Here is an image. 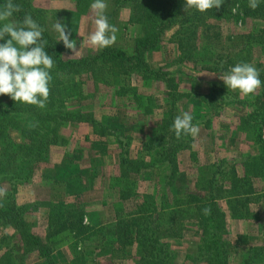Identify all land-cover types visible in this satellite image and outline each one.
<instances>
[{
  "label": "rangeland",
  "instance_id": "1",
  "mask_svg": "<svg viewBox=\"0 0 264 264\" xmlns=\"http://www.w3.org/2000/svg\"><path fill=\"white\" fill-rule=\"evenodd\" d=\"M24 1L37 12L41 23L44 20L45 28L56 41L59 34L53 30V24L59 20L67 26L71 32V39L76 41L77 52L65 48L63 42L59 41L63 44L66 57L79 59L92 56L99 51L88 44V35L95 30L92 23L94 13L90 8L84 15L76 12L73 0ZM23 3L18 0L19 5ZM106 3L108 15L113 7L112 3L108 1ZM236 6L234 5L232 9ZM237 10L235 12L231 10V13L235 14ZM128 16L129 10L123 9L110 24L118 29L112 47L130 55L133 39L138 35L139 28L131 25L124 30L120 28ZM240 18L233 22L217 23L215 26L221 33L220 36L207 41L203 37L200 44L204 53H199L192 61L178 60V49L175 45L169 44L174 29L167 32L157 50L146 54V61L152 69L162 68L170 73L173 86L180 96L175 105L176 113H190L193 116V124L199 129L198 135H181L179 141L183 148L173 149V146L166 145L168 148L162 150L156 146V140L153 148L147 151L144 148V145L151 142L154 135L156 136L160 121L169 110L171 99L166 96L165 83L158 81L147 83L137 75L128 76L127 86L136 88L140 95L161 98L159 109H155L152 114H144L137 110L126 96L116 93L121 86L118 82L104 87L102 85L95 87L89 82L84 87L88 98L82 101L67 98L64 101L65 107H52V110L42 112V109L34 106L32 112H38V115L24 113L20 133L27 129L25 121L27 116L37 125L52 129L56 128L55 124L44 120L37 121V116L42 118L50 115L61 116L64 112L78 108L108 129L106 138L94 135L90 123L57 122L58 134L62 138H58L57 144L41 147L43 152L41 158H29L28 164H24L19 173L2 159L0 149V189L5 193L0 195V201L4 202L8 196H12L18 205L25 206L28 213L26 216L23 215L24 219L37 221L33 230L41 234V237H45L46 231L42 216L45 208L40 207V211L30 213L31 204L51 202L62 203L65 207L81 208L85 212L83 224L89 233H92L90 238L77 243L76 252L82 255L84 264H135L141 257V251L134 240V235L139 234V225L128 226L136 217L134 213L142 208L140 205H143L144 199L147 198L148 205L144 206L146 212L144 217L152 227H155L159 235L156 248H161L169 264H210L208 261L210 255L206 252L208 244L203 242L198 224L181 222L177 216L171 214V211L177 208V200H183L187 196L196 198L191 206L199 208L200 211V207L208 205L207 200L216 195V205L221 215L225 216L223 227L219 228L217 234L221 240L228 241L231 247L226 255L227 264H241L250 248L264 240V200L259 204L251 203L249 220H234L231 217L230 205L221 198L225 194L221 189L229 188L228 182H225L226 175L219 176L220 182L223 183L221 186L203 192L199 189V182L210 180L211 173L207 168L214 162L222 161V170L227 171L229 167H233L237 175L242 177L243 161L259 155L258 146L253 143L252 137L243 135L238 129L240 118L244 117L242 115L251 111L250 102L238 91L228 89L220 79L237 63H249L254 67L258 64L264 66V51L260 47H255L249 54H245L242 45L239 44L241 35L264 30V20ZM220 52H234L237 57L232 60L230 66L222 65L226 71L215 73L209 69L212 68V63L206 59L203 61L202 57L208 58L210 54ZM62 78L64 80V77ZM260 91L258 88L255 93ZM208 94L212 95V98L204 100L203 96ZM56 98L57 101L50 100L47 104L53 102L60 104L61 101ZM20 104L26 106V103ZM257 121L264 124L261 117ZM11 137L16 142L20 138L19 133L14 132L11 133ZM118 142L125 144L124 151H121ZM125 151L132 159L146 156L144 159L148 160L149 165L138 177L135 175L131 177L137 181L135 196L122 204L121 227L129 228L130 232H133V238H128L130 242L126 241V249L122 253L115 244L117 222L115 207L121 202L117 190L114 191L110 186V181L123 170L121 158L125 156ZM169 152L175 153L174 160L170 163L165 157ZM178 210L181 212L187 209L181 205ZM258 218L260 221L256 220ZM15 233L11 225L0 224V257L12 245L9 237ZM131 235L128 234V237ZM237 237H241L238 243ZM16 253L18 255L12 258L14 264H46L34 250L23 252L19 249ZM74 253L64 245L52 252V259L56 264H67Z\"/></svg>",
  "mask_w": 264,
  "mask_h": 264
},
{
  "label": "trees",
  "instance_id": "2",
  "mask_svg": "<svg viewBox=\"0 0 264 264\" xmlns=\"http://www.w3.org/2000/svg\"><path fill=\"white\" fill-rule=\"evenodd\" d=\"M24 3L21 6V11L16 12L11 17L12 21L20 22L23 20L25 14H31L32 18L45 29L43 32V40L46 41L45 51L52 56L54 60V68L51 70L52 81L50 82L49 100L57 101L47 104L42 109V112L52 110V107H65L64 101L74 99L82 101L88 98L85 90V85L89 82L93 83L95 87L102 85L110 86L113 83H119L116 93L120 96H126L135 108L142 111L144 114H152L155 109H159L158 104L161 98L153 95H140L136 88L127 86L128 76L137 75L147 83L150 81L163 82L166 86V96L171 99L169 110L161 119L156 136H153L151 142L144 145L145 151L153 148V143L156 140V146L165 150L168 146H173V149L183 148V144L177 139L172 125L177 115L175 105L179 99V93L173 86V80L167 70L158 68L152 69L147 61L146 54L149 51L157 50L159 44L163 41L167 32L173 30L169 38V44L176 46L179 52L178 60L181 62L192 61L199 53H204L200 44L204 37L205 41L214 40L220 36L217 31V23L223 21H237L240 19L264 20V0H259V6L253 10L248 6L249 0H224V3L219 9L213 8L206 12H199L195 9H188L185 11V0H106L110 2L113 8L109 12V23L117 13L123 9L129 10V16L126 22L121 23L120 28L126 29L127 26H138V35L133 39L132 52L127 55L125 52L115 48L106 47L99 49L92 56L82 57L79 59L66 57L63 44L56 41L48 29L46 24L39 20L37 12L31 9L29 3L21 0ZM75 10L78 14L86 15L93 0H73ZM18 4V0H13ZM6 0H0V6H3ZM239 5L235 14L231 13L232 7ZM44 24V25H43ZM9 37L0 40V44L5 43ZM240 43L245 54H249L253 48L260 47L264 51V30H256L245 35L240 36ZM237 55L234 52L228 53H212L208 58L202 57L212 63L210 71L221 73L226 68L222 65L230 66L232 60ZM256 68L260 71V79L262 85L261 91L254 95L244 96L245 100L250 102L251 111L244 114L240 118L238 129L245 136L252 137V141L258 146L259 155L246 158L243 163L244 174L239 177L233 167L224 171L223 162H214L207 170L210 175V180L199 182V189L213 190L221 186L219 176H227L225 182H228V190H223L225 194L221 196L230 205L232 219L245 221L250 217V205L253 202L259 204L264 200V135L263 127L257 121L259 117L264 121V66L258 64ZM67 76V77H66ZM64 77V80L63 78ZM175 90V93L173 91ZM212 95L203 96L204 100L211 99ZM250 98V99H248ZM59 105V106H58ZM34 106L13 101L8 95H0V149L1 155L10 167H14L17 172L24 168V164H28L29 158H41L43 152L41 147L47 145L57 144L59 137L57 122H86L93 127V133L99 138H106L108 129L101 123L89 118V114L76 108L73 111L64 112L61 116H48L42 118L37 116V121L44 120L48 123L56 125L52 129L45 128L42 125H37L35 121L28 116L25 117L27 122V129L24 133H20L22 129V120L24 113L38 115V112H32ZM91 114V113H90ZM92 115V114H91ZM264 123V122H263ZM19 133V141L16 142L11 137V133ZM158 135V137H157ZM62 138V137H61ZM167 138V140H166ZM60 139V138H59ZM166 140V141H165ZM121 151H124L125 144L118 142ZM161 143V144H160ZM124 152H122L123 155ZM21 155V157H18ZM167 162H173L175 153H167L165 155ZM142 158H131L129 153L125 151V156L121 158V166L123 170L119 176L112 178L110 186L117 190L120 204L115 207L116 222V243L119 250L124 253L126 249V241L128 238H133V232L129 228L121 227L120 212L122 211V204L131 199L134 195L137 181L132 180L135 175L148 168V160ZM232 168V169H231ZM132 170V171H131ZM207 170H204L205 172ZM130 172H132L130 174ZM19 173V172H18ZM198 176V175H197ZM200 180V179H199ZM262 183V185H261ZM216 195H212L208 199L206 206H201L200 211L191 204L195 202V197L188 196L185 199L177 200V208L171 211L172 215L177 216L181 222H194L198 224L201 232L203 242L208 244L206 252L210 255L208 260L210 264H227V253L229 252L230 243L226 240H221L218 236L219 228L223 227L225 216L221 215V211L216 205ZM141 209H138L134 214L136 217L131 220V226L139 225V234L134 235L137 248L141 251V257L138 258L135 264H169L166 257L163 256L161 248H156L158 237L155 227L145 219V205L147 198L144 199ZM185 206L186 211L179 212L180 206ZM45 208L43 213L45 224V237L35 232L33 228L36 226L34 219H24L23 215H27L28 210L25 206L18 205L12 196L8 199L0 201V224H9L16 232L9 239L12 240V245L7 252L0 257V264H14L12 258L16 257L19 249L23 252L29 250L36 251L40 259L45 260L46 264H56L52 259V252L59 247L66 246L69 250L75 252L67 264H84L82 255L77 251V243L84 241L91 237L88 228L83 224V216L85 212L81 208L68 207L62 203L38 202L31 204L30 213H33L39 208ZM210 208V214H205L203 209ZM47 209V210H46ZM197 210V211H196ZM40 211V210H39ZM199 213V214H198ZM172 217V216H171ZM183 217V218H181ZM260 221V219H256ZM132 231V230H131ZM128 234L131 235L128 237ZM178 236V235H177ZM241 237H237V243ZM130 242V241H129ZM20 243V245L18 244ZM241 264H264V240L261 244L250 248L249 253L243 259Z\"/></svg>",
  "mask_w": 264,
  "mask_h": 264
},
{
  "label": "clouds",
  "instance_id": "3",
  "mask_svg": "<svg viewBox=\"0 0 264 264\" xmlns=\"http://www.w3.org/2000/svg\"><path fill=\"white\" fill-rule=\"evenodd\" d=\"M224 0H185V11L195 9L201 13L213 8L219 9ZM248 6L255 10L259 0H249ZM108 4L106 0H93L90 9L94 13L92 23L94 31L88 35V44L93 49H103L112 46L116 41L117 27L109 23L106 15ZM237 5L232 9L235 12ZM21 11V6L6 0L0 6V40L9 37L0 44V95H8L13 101L26 103L44 109L50 96L51 69L54 68L52 56L45 51V31L31 16L25 14L22 21H12L14 13ZM53 30L59 34L65 48L77 52L76 41L71 39V32L59 20L53 24ZM220 79L228 89L238 91L248 96L261 87L260 71L249 63H237ZM193 116L188 112L177 115L172 130L177 139L184 135H198L199 129L193 124ZM0 189V195H4ZM210 214V208L203 209Z\"/></svg>",
  "mask_w": 264,
  "mask_h": 264
}]
</instances>
